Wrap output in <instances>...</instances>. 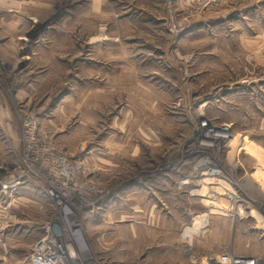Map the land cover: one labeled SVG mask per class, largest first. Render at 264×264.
Listing matches in <instances>:
<instances>
[{"label": "rangeland", "instance_id": "374dc122", "mask_svg": "<svg viewBox=\"0 0 264 264\" xmlns=\"http://www.w3.org/2000/svg\"><path fill=\"white\" fill-rule=\"evenodd\" d=\"M107 1L102 8L97 0H54L47 8L31 7L30 15L20 20L29 33H20L19 51H47L62 70L61 81L47 82L44 94L35 93L33 102L0 105L10 110L13 127L8 135L0 127V190L8 189V196L12 192L14 212L11 237L0 242V254L6 243L10 257L6 262L0 257V264H29L47 227L65 235L59 206L48 194L55 177L43 161H53L50 154L65 158L90 198L111 206L106 214V208L97 210L100 204L89 205L97 222L89 223L88 231V206L77 197L73 201L75 207L85 206L75 218L84 232L89 264H207L225 252L264 259V187L251 178L257 172L264 181V149L257 136L247 134L261 120H246L214 97L237 81L231 80L230 67L222 66L219 54L199 51L192 40L182 44L205 13L219 12L234 0H186L184 7L176 6V0ZM174 28L183 29L180 37ZM16 73L0 61V92L16 93ZM123 74L126 81L119 78ZM70 75L78 81H70ZM78 83L88 85L87 93L83 87L75 89ZM67 89L81 95L80 100L89 94L82 98L86 102L58 103ZM208 100L212 104L204 106ZM202 117L217 126L232 125L234 137L250 135L255 146L256 158L239 146L233 153L220 148L206 153L240 185L238 196L248 202L242 216H227L226 205L205 216L204 199L196 196L202 184L192 169ZM30 128L36 130L32 152L26 135ZM133 133L140 153L125 157L119 137ZM89 147L96 148L94 159L78 161ZM182 161L186 165L180 168ZM134 191L139 194L130 196ZM122 200L128 205L125 217L116 209ZM134 228L140 231L138 249L132 247Z\"/></svg>", "mask_w": 264, "mask_h": 264}, {"label": "crops", "instance_id": "0c3cea01", "mask_svg": "<svg viewBox=\"0 0 264 264\" xmlns=\"http://www.w3.org/2000/svg\"><path fill=\"white\" fill-rule=\"evenodd\" d=\"M51 1L53 2L54 0H0V61L6 63L8 71L17 72L16 80L19 84L16 86L18 88L14 95H8L7 92H0L1 106L10 105L15 102V100L16 102L23 103L33 102L32 97L36 95L35 93L44 94L43 89L47 82L52 79L54 82L61 81V62L55 63L54 61L57 60L53 59L54 57H51L47 51H32L27 53V51H19L21 48L19 49L18 46L20 33L22 31L25 32L24 34L29 33L26 32L29 30L27 24L25 26L20 25L21 18L30 15L31 7L47 8ZM97 2H101L102 8H105L108 4L107 0H97ZM176 2L178 4L176 6L184 7L186 0H176ZM68 3L72 5L70 4L71 2ZM204 16L205 19L193 26L183 37L182 44L185 47V42H188V45H190L191 40L195 41L200 47L199 51H213L212 54H215V56L219 54L222 60V66L230 67L231 74L229 77L231 80L235 79L237 81L231 82L223 87L226 91L222 93L221 90L215 93L214 97L220 98V100L222 99L221 101H223L224 105H227V108L246 120H261L260 127L251 129V133L247 134L257 136L263 143V146H258H262L261 149H264V138H262L264 137V0H234L230 4L228 3L221 11H210L207 14L205 13ZM27 35L29 36V34ZM24 53H27L25 58L21 57ZM209 54L210 53L207 52L205 56ZM26 69L27 73L24 72ZM46 70L53 72V75L44 74ZM34 71L38 74L30 75V73ZM119 78L126 81L125 74L119 76ZM69 80L78 81L72 75L69 76ZM77 87L85 88L86 93L87 88H89L87 84L83 83H78L76 85L75 89L79 90ZM69 91L70 90L67 89L59 95V99L57 100L58 103L62 104L69 102L81 104L86 102V100L82 99L84 95L86 97L89 95H82L80 100L77 97L78 94L76 95L73 89L71 90L72 92ZM78 96L81 97V95ZM210 104L212 103L208 100L204 106ZM6 108L7 107L0 108V127L4 133L8 135V132L12 133L13 127L9 121L12 119L10 110ZM221 108L222 107H220V110ZM124 128L125 125L123 130ZM135 134L136 133L130 134V137L128 136L127 139L123 138V140L119 137L118 146L124 145L123 154L125 157L127 156L126 153L130 156L133 151L135 157H138L140 153L137 148V141L134 139ZM250 135L248 137H250ZM131 136L133 137L131 138ZM127 146L130 148L133 146L134 149H126ZM95 149L96 148L89 147L86 153L78 158V161L85 160L88 162L90 159L93 160L95 157ZM118 149L120 152L119 155H122V150L120 148ZM261 165L264 167L263 162ZM137 183H140V181H137ZM7 190H0V242L2 240H8L9 237H11L8 228L12 226L14 212L10 207L12 206V201L10 202L12 192H10L8 196ZM2 192H4L5 196ZM134 194L139 193L134 191L130 196ZM18 199L25 200L26 198L21 196ZM105 202L104 200H102L101 203L99 202L100 207H98L97 210H102L104 212V208H106V214H109L111 206H108L107 203L104 204ZM107 202H109L110 205L112 203L110 200ZM136 204L137 202H134V206ZM90 208L84 211V224L88 231L89 223L94 224L97 222L95 219L96 212ZM127 208V203L125 200H122L120 204L118 203L116 208L117 213L125 217ZM131 209H128V211ZM103 212H101L102 215H104ZM99 213L100 211H97V215ZM133 231L135 240L132 247L138 249L141 244L140 235H138L140 231L136 228H134ZM2 247L3 251L0 257L6 262L5 260L10 257V254H8L9 249L6 243H4Z\"/></svg>", "mask_w": 264, "mask_h": 264}, {"label": "built area", "instance_id": "2783aa9c", "mask_svg": "<svg viewBox=\"0 0 264 264\" xmlns=\"http://www.w3.org/2000/svg\"><path fill=\"white\" fill-rule=\"evenodd\" d=\"M213 4L217 3L214 1ZM203 5V7H205L208 5V3L205 1ZM174 30L177 33V36L180 37L183 29L174 28ZM201 121V128L198 132L199 135H197V142L199 144L198 153L194 156V159L197 162L192 169V176H195L197 181L202 184L201 189L195 190L197 191L196 196L199 195L198 197L204 200H206V197H209L208 200L213 201L215 204V206L204 204L206 209L209 211L207 214H205V216L211 215L214 211H218V209L220 210V208L222 209L223 205H226V212L224 211V213L227 216L232 218L235 216H242L245 213V209L248 208L246 206L248 205V202L244 198H240L238 196L240 185L232 177V174L229 173V175H227V173H225L220 167L214 165V163L209 160L208 156H206V153L209 151V148L213 150L219 148L230 149L229 152L231 153L233 151H238L239 147V151L243 150L246 146V143L248 142L247 139L249 138L247 136L242 138L241 136L234 137L232 125L221 124L220 126H217L210 120L205 119V117H202ZM196 134L197 131L195 132V135ZM34 135L35 133L33 132V136ZM236 142H238V144ZM248 144H250L249 147L253 146L251 141ZM47 151L48 153L51 152L50 149H47ZM243 151L249 155L247 150ZM50 155L54 157L53 161H43V165L49 167L50 171L55 177V180L52 181L54 189L50 188L48 194L53 199V201L57 202V205L59 206L58 210L63 223L62 230L64 231L65 235L60 236V234H55L50 227H47L44 236L38 239L33 246L28 258L29 263L89 264L91 263L90 261L92 259L89 257V254H87L88 251L85 244L84 232L75 216L77 212L80 211V209L85 207H83V205L88 206L87 208H89V205L91 208H95L100 202L99 198H90L89 189H86L85 191L82 189L83 186L79 184L77 180H75L76 176L73 173L72 168L69 167V165H67L65 162V158L63 156H55L53 154ZM182 162L180 168L186 165V162ZM63 164L66 165L63 166ZM66 169L69 170L68 175H66L67 178L64 176ZM16 184L17 183H14L13 185ZM5 185L7 186L5 189L8 188V183ZM61 187L65 190L61 191ZM9 189L12 188L10 187ZM77 193L78 196H76ZM75 197L82 200L83 205L81 204V206L75 207V204H73ZM89 198L91 203H89ZM102 200L103 199H101V201ZM228 206L231 209L228 208ZM207 264H264V259L245 255L235 256L233 253L225 252L212 259Z\"/></svg>", "mask_w": 264, "mask_h": 264}, {"label": "bare ground", "instance_id": "6f19581e", "mask_svg": "<svg viewBox=\"0 0 264 264\" xmlns=\"http://www.w3.org/2000/svg\"><path fill=\"white\" fill-rule=\"evenodd\" d=\"M35 125H37V124H35ZM33 132L35 133L36 132V130H35V128H30V132H28L26 135H28L29 136V138H27L28 140V146H30V147H32V148H29V151L30 152H32V149H33V147L36 145V141L34 140V136H33ZM237 137H239V136H237ZM247 139V138H246ZM248 140V139H247ZM237 144H238V142H236ZM248 143H250V141L248 140V142L246 143V146H245V148L243 149V150H247V152L249 153V155L251 156H253L254 158H256V155L254 154L255 153V146L253 145L252 147H249V145L250 144H248ZM233 153V152H232ZM66 164H63V166H65ZM68 172H69V170H67L66 169V172H65V175L64 176H66V175H68ZM207 175H209L208 173H206ZM205 175V174H204ZM65 178H67V176L65 177ZM252 178V180H254L255 182H257V183H262V186L264 187V181H263V177L262 176H258V174H257V172H254V174H253V176L251 177ZM261 178V179H260ZM248 191V190H247ZM204 201V204L206 205H213V206H215V204H214V202L213 201H210V200H203ZM203 203V202H202ZM214 212H216V211H214ZM92 261V260H91ZM90 261V262H91Z\"/></svg>", "mask_w": 264, "mask_h": 264}]
</instances>
